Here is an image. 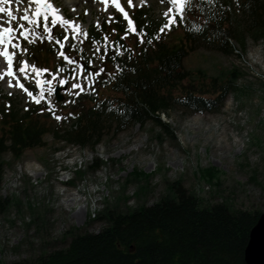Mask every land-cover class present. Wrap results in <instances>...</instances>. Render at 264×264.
I'll return each instance as SVG.
<instances>
[{
  "label": "rangeland",
  "instance_id": "rangeland-1",
  "mask_svg": "<svg viewBox=\"0 0 264 264\" xmlns=\"http://www.w3.org/2000/svg\"><path fill=\"white\" fill-rule=\"evenodd\" d=\"M120 1L127 11L142 9L147 12L146 21L162 25L166 22L163 15L168 9L166 0L164 4L161 0H145L143 4L132 0L131 7L127 0ZM50 2L57 6L55 8L62 9L59 11L61 16L68 15L63 18L78 24L81 32L88 35L95 29L99 39L85 41L86 36L81 34L74 39L72 29L65 32L59 23L52 28V35L62 41L63 47L55 40H41L40 36L45 35L42 27L36 29L35 37H29L35 40L34 43H28L16 34L13 43L20 44L19 40L23 39L28 49L21 46L27 51L15 49V54L22 58L26 55L27 59L29 55V66L43 68L37 65V52L47 50L48 71L40 76L45 81L52 80L51 85L45 83L43 86L49 106L44 104V99L36 103L23 90L8 89L2 79L0 103L9 99L18 108L38 104L41 106L39 113L48 115L53 128L55 125L67 128L74 122L73 109L85 96L96 94L109 78L100 71L105 70L103 59L108 46V25L118 24L126 31L128 22L117 19L118 10L111 3L107 5V11H102L91 9L89 0H84L86 6H80L75 0ZM229 9L236 14V3L229 5ZM34 11L35 7L28 15L31 17ZM188 11L192 10H186V14ZM17 13L19 15V9ZM186 14L184 12V18ZM110 16L111 23L108 22ZM19 24L22 22L17 21L15 28ZM176 25L179 24L175 23L170 30ZM25 27L31 26L27 23ZM179 31L177 28L174 32ZM133 34L128 30V37ZM65 35L70 39L64 40ZM244 40V49L235 39L230 40L232 53H221L199 43L197 50L184 62L185 67L200 68L210 76L229 69L239 73L236 86L245 89L246 94L241 95L236 90L231 92L218 113L189 114L172 105L167 114L161 116L167 124L165 129L153 122L135 125L116 136L105 134L93 150L69 146L55 151L58 145L64 144L46 136V145L27 149L20 159L5 154L0 199L7 203L0 209V264L34 261L51 251L65 248L73 235L84 230L95 233L100 230L105 225L106 215L104 219L97 218L98 215L152 205L163 197L172 196V186L193 192L206 205L226 202L235 209L264 213V41L256 43L249 33L245 34ZM61 51L74 63L58 55ZM3 66L0 58V73H3ZM29 70L34 72L30 67ZM36 76L34 72L29 79L28 90L37 83ZM62 79L65 84L60 83ZM74 83L85 90L74 95L80 91L72 87ZM55 85L61 88V102L52 100L53 94L47 91ZM71 160L76 163L72 164ZM94 163L99 166L94 167ZM209 167L218 170L220 184L200 176V171ZM132 169L148 175L145 179L143 176L135 178ZM252 175L256 181L251 179ZM65 178L69 179L67 185L61 183Z\"/></svg>",
  "mask_w": 264,
  "mask_h": 264
},
{
  "label": "trees",
  "instance_id": "trees-1",
  "mask_svg": "<svg viewBox=\"0 0 264 264\" xmlns=\"http://www.w3.org/2000/svg\"><path fill=\"white\" fill-rule=\"evenodd\" d=\"M232 2L197 0L191 22L179 20L181 31L175 33L160 32L153 21L145 24V13L136 10L134 20L140 35L136 33L133 42L126 41L120 27L112 36L111 42L124 50L106 57L113 74L106 92L82 105L68 129L52 130L33 113L36 108L24 112L0 108V185L6 164L3 156L10 153L20 159L26 149L46 145L48 133L56 142L93 148L105 133H116L131 124L154 121L166 126L160 117L172 105L190 113L219 112L229 92L237 89L246 94L236 86L239 73L235 69L210 76L200 68L184 66L199 43L232 53L231 39L244 49L246 33L253 39L264 37V0H234L238 8L234 15L227 8ZM131 174L144 179L148 175L136 169ZM200 174L220 184L215 167L204 168ZM251 179L256 181L254 175ZM171 189L172 196L152 205L98 215L101 219L106 216L105 225L96 233L84 230L73 235L65 248L15 264H246L243 249L260 213L235 209L226 202L206 205L181 186ZM5 203L0 199V209Z\"/></svg>",
  "mask_w": 264,
  "mask_h": 264
},
{
  "label": "snow or ice",
  "instance_id": "snow-or-ice-1",
  "mask_svg": "<svg viewBox=\"0 0 264 264\" xmlns=\"http://www.w3.org/2000/svg\"><path fill=\"white\" fill-rule=\"evenodd\" d=\"M12 0H0V5H3L4 3H11ZM17 5H19L22 0H15ZM29 7H31L33 4H35V11L32 12L31 17L28 15V9H25V14L22 17H16L13 15V12L9 8H5L3 6H0V13L7 12V15L9 19L7 21H3L2 17H0V45H3V48L0 49V56H3L7 61V71L5 73H0V79L4 77V75H7L9 77H15L16 78V84H12V80L9 79L8 83L9 86H17L21 89H23L29 97H31L36 103H40L42 99H44V89H41L39 97L33 96V93L28 90L27 87L23 83H20L19 77L16 76V72L14 71V52H9L8 48L9 45L14 49H20L21 52H26L27 49L21 48V45L18 43H13V39L16 38V32L19 29H23L22 31H19V36L23 37L28 41V43H34V39H29L30 36L35 37L36 36V29L37 28H43V32L45 35L40 36V39L43 40L44 38H47L49 41L55 40L56 43L61 44V47H63L62 41L52 35V28L59 23L61 27L64 28L65 32L68 31L69 28L72 29V35L75 39L77 37V34H81L84 36H87V33L81 32L79 25L76 24L74 21L67 20L63 18L59 14V9L55 8L53 4L50 2V0H27ZM102 2L105 4V10L107 11V5L111 3L121 14H123V17L128 22V30H131L132 32H136L135 22L129 17L128 13L125 11V8L120 3V0H102ZM129 7L133 6L132 0H127ZM145 0H141V3L143 4ZM161 2H165V0H161ZM167 2L172 5V7H169L163 15L166 18V22L160 27L159 31L164 32L166 29L170 30L172 25L177 23L176 16L178 15L180 18V21L183 22L184 20V12L191 8V0H167ZM211 2V0H209ZM49 17H51V26L49 25ZM42 18V23H41ZM22 19L24 21H27L28 25L31 27H25L24 24H19L16 29H13L10 25L12 21ZM109 23L112 22V17H109L108 20ZM7 23L9 26L4 27L3 24ZM97 26H99V22H97ZM128 30L125 31V36L128 35ZM115 31V30H113ZM137 35H140L137 33ZM158 38V37H157ZM64 40H67L68 37L65 35L63 37ZM105 40H107V37H105ZM141 42H143V39L141 38ZM151 43V41H148ZM99 51V49H97ZM58 55L64 56V59L68 61L69 63H74L69 57L65 56L64 53L58 52ZM103 59V56L101 57ZM31 68V71H34L37 75H40L42 72L48 71V69H40L36 68L34 65L29 66L27 61H20V67L18 71L23 74L27 78V72L26 69ZM102 72L103 69H100ZM98 74V73H97ZM41 83H47L49 85L52 84V80H46V81H39L37 80V85H40ZM61 84H65V80H60ZM73 88H77L80 91L74 93V95H79L80 92H83L85 89L78 83H74L72 85ZM48 93L51 94L53 92V89L49 87L47 89ZM74 102V101H73ZM56 119H61V117L56 116Z\"/></svg>",
  "mask_w": 264,
  "mask_h": 264
},
{
  "label": "water",
  "instance_id": "water-1",
  "mask_svg": "<svg viewBox=\"0 0 264 264\" xmlns=\"http://www.w3.org/2000/svg\"><path fill=\"white\" fill-rule=\"evenodd\" d=\"M57 99L60 98L58 88H55ZM244 247V262L246 264H264V213H260L248 235Z\"/></svg>",
  "mask_w": 264,
  "mask_h": 264
},
{
  "label": "bare ground",
  "instance_id": "bare-ground-1",
  "mask_svg": "<svg viewBox=\"0 0 264 264\" xmlns=\"http://www.w3.org/2000/svg\"><path fill=\"white\" fill-rule=\"evenodd\" d=\"M76 1V3L77 4H79L80 6H86V4L85 3H83L84 2V0H75ZM78 1V2H77ZM89 2L91 3V4H88L89 5V7L91 8V9H94V10H98V9H103V10H105V4L102 2V0H89ZM15 0H12V2L11 3H9L10 5V9H11V7H12V12H13V15L14 16H17L18 15V9H19V15L18 16H20V14L21 13H23V8H21L20 6L21 5H16L15 6ZM139 3H141V0H139ZM162 4H164V3H162ZM165 4H167L168 6H170V7H172L168 2H167V0H166V2H165ZM26 6H27V4H26ZM91 9H89L88 8V14H90L91 12ZM60 10L62 11V9L60 8ZM7 12H5V14H6ZM17 16V17H18ZM0 58L1 59H3L1 56H0ZM4 62V61H3ZM5 64V63H4ZM3 69H4V66H3ZM28 70V69H27ZM140 146V145H139ZM141 147V146H140ZM140 147H138V149L140 148ZM123 152H121L120 154H122ZM126 153V152H125Z\"/></svg>",
  "mask_w": 264,
  "mask_h": 264
}]
</instances>
